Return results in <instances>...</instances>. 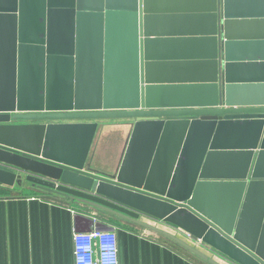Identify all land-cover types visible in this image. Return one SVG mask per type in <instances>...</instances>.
<instances>
[{
  "label": "water",
  "instance_id": "water-1",
  "mask_svg": "<svg viewBox=\"0 0 264 264\" xmlns=\"http://www.w3.org/2000/svg\"><path fill=\"white\" fill-rule=\"evenodd\" d=\"M86 17L91 67L79 24L73 35ZM63 18L65 43L51 26ZM120 118L135 121L109 174L88 157L99 122ZM0 165L13 169L2 184L113 214L209 264H264V0H0Z\"/></svg>",
  "mask_w": 264,
  "mask_h": 264
},
{
  "label": "crops",
  "instance_id": "crops-1",
  "mask_svg": "<svg viewBox=\"0 0 264 264\" xmlns=\"http://www.w3.org/2000/svg\"><path fill=\"white\" fill-rule=\"evenodd\" d=\"M74 22L73 35L76 36L75 28L78 31L79 24V34L87 48V67H91L97 19L86 17ZM67 23L64 18L51 23L52 27H60L57 40L61 43L66 42L70 33ZM86 75L90 76L91 71ZM85 85V89L92 91V80ZM134 121L133 118H120L99 122L88 157L91 167L109 174L117 172ZM0 168L13 171L3 165ZM142 218L164 230L178 232L168 223L148 216ZM98 223L117 228L120 264H209L165 236L65 196L39 190L27 182L21 186L0 183V264H75L74 232L88 230ZM214 254L224 264H231Z\"/></svg>",
  "mask_w": 264,
  "mask_h": 264
},
{
  "label": "built area",
  "instance_id": "built-area-1",
  "mask_svg": "<svg viewBox=\"0 0 264 264\" xmlns=\"http://www.w3.org/2000/svg\"><path fill=\"white\" fill-rule=\"evenodd\" d=\"M176 230L178 232L174 233L202 245L201 240L194 239L189 233L178 227ZM73 243L75 264H120L119 236L116 227L111 229L92 227L86 231H75Z\"/></svg>",
  "mask_w": 264,
  "mask_h": 264
},
{
  "label": "rangeland",
  "instance_id": "rangeland-1",
  "mask_svg": "<svg viewBox=\"0 0 264 264\" xmlns=\"http://www.w3.org/2000/svg\"><path fill=\"white\" fill-rule=\"evenodd\" d=\"M115 119H106V120H102V121H106V122H112L114 121Z\"/></svg>",
  "mask_w": 264,
  "mask_h": 264
}]
</instances>
